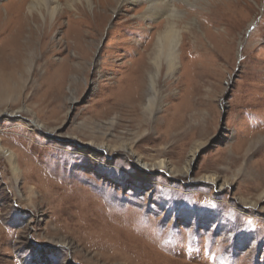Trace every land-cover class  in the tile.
I'll return each mask as SVG.
<instances>
[{
  "label": "rangeland",
  "instance_id": "1",
  "mask_svg": "<svg viewBox=\"0 0 264 264\" xmlns=\"http://www.w3.org/2000/svg\"><path fill=\"white\" fill-rule=\"evenodd\" d=\"M27 1L0 0V264H264V0H234L233 22L180 1L152 110L164 17L128 4L34 23Z\"/></svg>",
  "mask_w": 264,
  "mask_h": 264
},
{
  "label": "bare ground",
  "instance_id": "2",
  "mask_svg": "<svg viewBox=\"0 0 264 264\" xmlns=\"http://www.w3.org/2000/svg\"><path fill=\"white\" fill-rule=\"evenodd\" d=\"M185 2L187 4L191 5L194 3H192L193 0H28L27 1V7L28 10L31 13V19L32 21H34V23H36L35 19L33 20L35 14L34 13H40L42 15V18L46 15H48L51 20L53 21L54 19V25L58 24L59 19H62V16H66L67 18L71 16H73L72 14L75 12L76 15H80V13L82 14L83 11H86L87 9H92L94 10V20L97 18L103 19V17H105V14L103 13L104 10H106L109 6L115 7V11L118 12L121 10V6H126L128 7L129 5H143L145 4V9H144V14L142 15V20L144 22H149V23H156L158 20H160L161 18H165L164 21L166 24V27L164 26L165 30H163L160 33H157L156 35V49H155V55H154V65H155V70H156V74H151L149 79H148V84H149V93L151 94L150 96L152 97H148V103H147V108L152 110V107L154 105V94L156 92L157 89V78L160 72V68H161V60L163 58H165L168 62L169 65V69L170 71L173 73L176 71V62H177V55H178V50L180 47V43L182 42V38L183 36L180 34V31L177 30V26H176V20L178 18H180V14L182 13L179 9H178V3L179 2ZM198 3H203L204 5H206L205 7H209L212 6L213 8H216L219 10V12L217 13V19H222V20H226L229 22H233L235 15L237 14V12L235 13V11L237 10V8H234V4L236 5V3H234V0H195ZM21 2V1H20ZM64 3H66V9H64ZM129 4V5H128ZM239 4V3H238ZM116 5V6H115ZM128 5V6H127ZM239 7V6H238ZM124 8V7H123ZM209 9V8H208ZM207 8H201L200 12L202 15L204 16H210V14L208 13L209 10ZM208 10V11H207ZM128 11V10H126ZM214 11V10H213ZM211 11V12H213ZM217 11V10H216ZM238 11V10H237ZM246 11V10H245ZM89 12V11H88ZM87 12V13H88ZM46 13V15H45ZM215 14V13H214ZM213 14V15H214ZM212 15V14H211ZM245 16L247 17V19L249 20V15H246L242 13V15L240 16ZM199 16V15H198ZM203 17V16H202ZM238 18H243V17H239V15H237ZM244 17V18H245ZM9 18V17H8ZM28 18V17H27ZM47 18V17H46ZM184 18V17H183ZM214 18V17H213ZM75 19V18H74ZM79 19V18H78ZM99 19V20H100ZM246 19V18H245ZM47 20V19H46ZM45 20V21H46ZM141 20V21H142ZM163 21V20H162ZM252 21L255 23L256 22V17L252 18ZM27 22V21H26ZM57 22V24H56ZM100 22V21H99ZM215 22V21H214ZM217 22V21H216ZM246 22V21H245ZM264 22V21H263ZM162 23V22H161ZM98 24V23H97ZM159 23H156L155 25L158 26ZM206 24V23H205ZM214 24V23H212ZM216 24V23H215ZM226 23H224L225 25ZM261 24V23H260ZM53 25V27H54ZM153 25V26H155ZM164 25V24H163ZM264 25V23L262 24ZM10 26V25H9ZM12 26V25H11ZM156 26V28H157ZM8 27V26H7ZM200 27V26H199ZM6 28V27H5ZM161 28V27H160ZM7 29V28H6ZM35 29V28H34ZM39 29V28H38ZM158 29V28H157ZM216 29V28H215ZM41 30V29H40ZM99 30V29H98ZM203 30V29H202ZM226 30V29H225ZM91 31V30H90ZM205 31V30H204ZM214 31V30H213ZM262 31V30H261ZM157 32V31H156ZM210 32V31H209ZM212 32V29H211ZM245 32V31H244ZM6 33V32H5ZM16 33V32H15ZM40 33V31H39ZM152 33V32H151ZM200 33V32H198ZM37 34V33H36ZM92 36L95 35L94 31H91ZM154 34V33H153ZM225 34H227L229 36V32L226 31ZM44 35H47L46 33ZM211 35V33H210ZM222 35V34H221ZM68 36V33H67ZM203 36V35H202ZM46 37V36H45ZM207 37V36H206ZM219 37V36H218ZM235 37H236V33L233 31H230V37H227L228 42H229V46H232L235 42ZM44 38V37H42ZM204 38V37H203ZM67 39L66 37H63V40ZM216 40V39H215ZM38 41V40H37ZM41 41V40H40ZM213 41V40H212ZM152 42V41H151ZM202 42V40H201ZM203 43V42H202ZM244 42L241 41L240 45L243 44ZM42 44V43H41ZM205 44V43H204ZM203 44V45H204ZM27 47V46H25ZM44 47V46H43ZM215 47V46H214ZM254 49V48H253ZM43 51V50H41ZM211 54V53H210ZM52 55V54H51ZM6 56V55H5ZM206 56V55H205ZM217 57V56H216ZM213 59V58H212ZM2 60V58H0V61ZM235 63V62H234ZM3 64V63H1ZM233 64V63H232ZM203 66V65H202ZM226 66V65H225ZM2 67V66H1ZM20 68V67H19ZM226 68V67H225ZM263 70V69H262ZM263 74V73H262ZM143 80V79H142ZM144 81V80H143ZM136 84V81H135ZM141 85V84H140ZM139 85V86H140ZM136 86V85H135ZM136 89V87H135ZM138 89V88H137ZM139 90V89H138ZM126 91V90H125ZM140 91V90H139ZM138 92V91H137ZM130 94V93H128ZM135 94V91L134 93ZM125 98V97H124ZM123 98V99H124ZM133 99L130 96H126L125 99ZM124 99V100H125ZM140 100V99H139ZM138 100V101H139ZM128 105L131 104L130 102H127ZM134 104V103H133ZM132 105V104H131ZM134 108V107H133ZM10 114V113H8ZM19 115V112L17 113H13L8 115L9 118H16ZM149 117V116H148ZM148 117L146 119H148ZM151 118V117H150ZM164 125V124H163ZM36 128H39L40 125H35ZM158 127H156L157 129ZM162 129V128H160ZM159 128L157 129V132ZM163 133V132H162ZM165 133V132H164ZM158 134V133H156ZM168 135V134H167ZM109 147L104 144L102 146H98L97 149L101 150V149H105L106 151H108ZM122 149H124L125 151L132 152L130 147L128 146H122ZM120 148V149H121ZM197 148V147H196ZM112 150V149H111ZM118 150V149H117ZM197 149H195L192 153V157L190 160L189 165L192 166V162H194V159L196 157L197 154ZM6 153V152H5ZM134 155V154H133ZM161 157L163 156V154H160ZM242 157V156H241ZM8 161L12 162L13 158L11 154H8ZM137 163L139 164V166L142 169H148V170H166L169 171V173L173 174L175 171V168H172L166 163L165 160L162 159H158V161L156 163L150 164V163H143L141 160L137 159ZM12 164V163H10ZM13 167V166H12ZM14 168V167H13ZM20 168V167H19ZM14 172V176L16 177L18 174V170L12 169ZM172 171V172H170ZM186 174H189V170L186 171ZM203 181L211 183L215 186H217L220 189H223L225 187V183L217 177V176H206L202 178ZM65 264H69V263H65Z\"/></svg>",
  "mask_w": 264,
  "mask_h": 264
}]
</instances>
